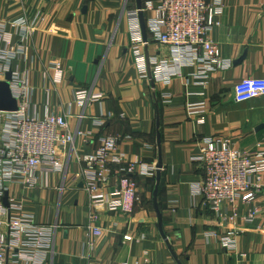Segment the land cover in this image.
Masks as SVG:
<instances>
[{
	"label": "crops",
	"instance_id": "1",
	"mask_svg": "<svg viewBox=\"0 0 264 264\" xmlns=\"http://www.w3.org/2000/svg\"><path fill=\"white\" fill-rule=\"evenodd\" d=\"M140 1L141 8L159 5ZM209 2L220 4V25L209 38L229 68L204 78L189 59L174 62L172 48L146 28L140 52L147 54L151 75L157 60L169 77L166 83L152 76V85L147 68L145 74L137 69L130 45L128 12L137 10L136 0H0V82L7 72L25 82L20 91L11 84L19 110L0 111V146L21 108L38 120L50 113L65 117L74 135L72 146L58 150L60 171L38 170L32 187L19 177L2 185V204L6 192L7 204L20 203L33 224L53 227L44 264H264V194L227 208L218 226L191 192L203 176L194 160L203 140L264 154V97L233 99L235 84L264 78V0ZM152 17L144 12L146 26ZM107 138L117 140L114 153L123 160L108 166L109 180L95 195L108 199L130 166L139 199L130 215L93 202L81 182L75 155L96 151ZM142 168L155 173L144 175ZM253 208L258 213L248 224ZM91 212L98 218L96 236L88 227ZM228 231L237 234L234 252L226 253L218 237ZM5 264L26 263L9 254Z\"/></svg>",
	"mask_w": 264,
	"mask_h": 264
},
{
	"label": "built area",
	"instance_id": "2",
	"mask_svg": "<svg viewBox=\"0 0 264 264\" xmlns=\"http://www.w3.org/2000/svg\"><path fill=\"white\" fill-rule=\"evenodd\" d=\"M158 3L157 7L147 3L141 11L153 14L146 28L159 44L172 48L174 62L189 59L187 65L196 66L198 74L204 78L209 72L229 68V63L221 59L217 45L209 38L210 33L220 25L216 20L220 13L219 3H210L209 0H159ZM128 24L137 69L140 74H145V58L140 52L144 43L140 36L138 10L128 12ZM153 65V78L167 83L166 66L157 60H153ZM12 83L18 91L25 86L24 81L12 79L11 94ZM18 95L12 94L16 98ZM260 97H264V78H245L233 87L236 103ZM84 100L83 97L80 99L81 106ZM7 129V141L0 146V195L6 180L19 177L32 187L36 184L38 170L60 171L58 150L66 149L74 142L65 117L52 113L38 120L23 116L21 108ZM116 147L117 140L107 138L102 140L96 151L75 155V158L82 167L81 182L86 183V190L93 196V202L104 203L110 212L130 215L139 200L137 186L128 177L132 172L130 166L124 170L122 168L125 175L108 199L95 195L100 186L109 180L108 166L122 164L123 158L114 153ZM194 160L201 166L203 176L192 184L191 192L202 199L218 226L225 224L227 208L233 209L238 201L252 204L258 195L264 194L263 153L239 151L233 149L228 141L205 139ZM141 172L152 176L155 169L142 168ZM257 213V208L250 209L245 222L252 223ZM31 220L20 203L5 207L0 202V264H5L9 254L26 264L45 263V255L51 253L53 246V227L36 225ZM97 221L96 213H89L88 227L92 228L95 236L100 234V230L94 226ZM236 234V231H228L219 235V245L226 253L234 252ZM130 239L129 236L123 237V241Z\"/></svg>",
	"mask_w": 264,
	"mask_h": 264
},
{
	"label": "water",
	"instance_id": "3",
	"mask_svg": "<svg viewBox=\"0 0 264 264\" xmlns=\"http://www.w3.org/2000/svg\"><path fill=\"white\" fill-rule=\"evenodd\" d=\"M136 8L138 10V19H139L143 43L145 44V47H146V44H147L146 25L144 21V13L141 11V1L140 0H136ZM145 58H146L147 77L149 81L151 82V84L153 85L151 69H150L147 54ZM11 80H12V73L7 72L4 75V80L0 82V111L16 112L18 110L17 102L14 98H12L11 91H10L9 83L11 82ZM158 169H159V166L156 170V187L154 190V202H155L157 186L159 184V179H160V173ZM3 205L5 207H8L6 192H4L3 194Z\"/></svg>",
	"mask_w": 264,
	"mask_h": 264
}]
</instances>
